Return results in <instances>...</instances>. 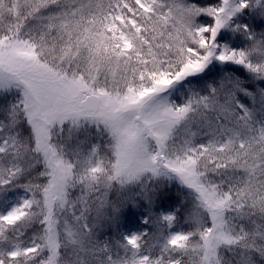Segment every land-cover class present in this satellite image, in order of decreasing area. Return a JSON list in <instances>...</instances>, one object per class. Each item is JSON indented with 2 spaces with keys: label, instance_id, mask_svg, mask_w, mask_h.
<instances>
[{
  "label": "snow or ice",
  "instance_id": "obj_1",
  "mask_svg": "<svg viewBox=\"0 0 264 264\" xmlns=\"http://www.w3.org/2000/svg\"><path fill=\"white\" fill-rule=\"evenodd\" d=\"M0 264H264V0H0Z\"/></svg>",
  "mask_w": 264,
  "mask_h": 264
}]
</instances>
